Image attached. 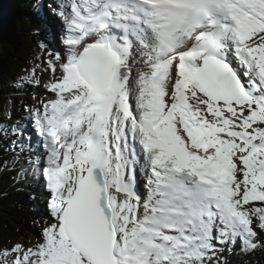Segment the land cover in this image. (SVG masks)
<instances>
[{
  "label": "snow or ice",
  "instance_id": "1",
  "mask_svg": "<svg viewBox=\"0 0 264 264\" xmlns=\"http://www.w3.org/2000/svg\"><path fill=\"white\" fill-rule=\"evenodd\" d=\"M35 8L59 47L41 35L47 60L15 90L38 88L39 69L48 98L34 91L0 142L33 164L47 222L35 243H0V264H228L264 249V0Z\"/></svg>",
  "mask_w": 264,
  "mask_h": 264
},
{
  "label": "trees",
  "instance_id": "2",
  "mask_svg": "<svg viewBox=\"0 0 264 264\" xmlns=\"http://www.w3.org/2000/svg\"><path fill=\"white\" fill-rule=\"evenodd\" d=\"M15 1L17 14L0 21V71L7 81L17 84L25 69L40 64L43 50L39 45L43 34L35 9L37 0ZM29 15L34 18L33 23L28 21ZM44 35L47 36L46 33ZM40 73L38 69L37 75ZM7 117L6 94L0 88V127L8 123ZM8 144V139L0 142V161L8 162L6 170L0 168V243L14 241L35 221L32 209L36 204L29 201V194L23 189L26 182L21 164L16 154L6 147ZM223 255L227 257L228 264H264V249L245 253L237 247Z\"/></svg>",
  "mask_w": 264,
  "mask_h": 264
},
{
  "label": "rangeland",
  "instance_id": "3",
  "mask_svg": "<svg viewBox=\"0 0 264 264\" xmlns=\"http://www.w3.org/2000/svg\"><path fill=\"white\" fill-rule=\"evenodd\" d=\"M11 2V3H9ZM9 3V4H7ZM15 5V0H0V13L3 12L4 13V17L0 18L1 20L5 19L6 17L9 16H15L18 12V8L15 6V11L11 12L10 14H7V12L5 11V9H3L2 7H5V5ZM33 4H35L33 2ZM36 5V4H35ZM9 7V6H6ZM36 9V8H35ZM3 13L1 15H3ZM33 17L32 15H29L28 17V21L30 23H33ZM0 20V21H1ZM42 21V19H40ZM46 20V19H45ZM42 27V34L43 33V26L41 24ZM50 42L51 38L49 37ZM53 46L55 47H59L56 46L55 43L53 44ZM42 57L47 60V54L43 51V55ZM38 76H41V82L38 88L32 89V88H28L26 91H16V84H14L13 82H9L7 81L5 75H3V73L0 71V88L2 90L5 91L6 94V102H7V107H8V123L5 124L6 125H17L19 126L22 121L20 120V117L22 116H26L27 113L23 111L22 106L24 104H34L36 102V96L34 95V91L39 93V98L40 99H47L48 97L45 95V88H44V84L48 81L49 79V73H40ZM25 159V158H24ZM19 161V163L21 164L23 160V158H18L17 159ZM25 163V162H24ZM22 168V176L26 179H28V182H26V184L29 187H32V190H30L29 188L27 189V186L24 187V190L29 194V201L33 202L31 203L32 205H34V208L32 209L34 215H35V221L31 224L28 225L27 229L28 231L26 233L23 234H19L18 237L14 240L15 242H33L35 243L37 240V237L39 235V233L41 232L42 226L46 224V210L45 207L41 206L40 204H45V200H46V196L44 193L38 194L34 192L35 186L38 183V173L37 171L32 172L33 171V164L29 163V159L28 162L24 164L20 165ZM25 167V168H24ZM28 169H30V173H32V181L29 182V175L30 173L28 172ZM26 174V176H25ZM30 176V177H31ZM34 197V199H33ZM42 209H41V208ZM41 209V210H39ZM39 210V211H38Z\"/></svg>",
  "mask_w": 264,
  "mask_h": 264
},
{
  "label": "bare ground",
  "instance_id": "4",
  "mask_svg": "<svg viewBox=\"0 0 264 264\" xmlns=\"http://www.w3.org/2000/svg\"><path fill=\"white\" fill-rule=\"evenodd\" d=\"M44 2H45V4H47L48 2H49V0H44ZM9 3H11V2H9ZM9 3H7V4H9ZM6 6H9V7H6ZM3 9H5V11L7 12V14H10L11 12H13V11H15V5H5V7H2ZM3 12H1L0 13V18H3L4 17V13H3V15H1ZM39 17H40V19H42V21H41V23H42V26H43V33H46L47 34V36L48 37H50L51 38V41H52V43L54 44L55 43V45L56 46H59V40L58 39H56L55 38V34L57 33V31H58V26H57V22L56 21H54L52 18H50V17H48V16H44V15H39ZM46 19V20H45ZM1 20V19H0ZM35 26V25H34ZM36 27V26H35ZM21 158H23V160L24 161H22L21 162V164H24L25 165V163L26 162H28V156L25 154L23 157H21ZM25 158V159H24ZM25 162V163H24ZM25 168V167H24ZM36 170H35V168H34V166H33V171L32 172H35ZM28 172L30 173L31 171H30V169H28ZM32 173H30V175H29V182L30 181H32ZM31 176V177H30ZM25 182H28V179L26 178L25 179ZM26 184V183H25ZM27 185V184H26ZM30 189V190H32V187H29L28 185H27V189ZM34 192H35V194L36 193H38V194H41V193H43L42 192V189H41V187H40V183H39V181H38V183H37V185L35 186V189H34ZM41 206H43V207H45V204H40ZM42 207V208H43ZM41 208V207H40ZM41 208V209H42ZM41 209H39V210H41ZM38 210V211H39Z\"/></svg>",
  "mask_w": 264,
  "mask_h": 264
}]
</instances>
